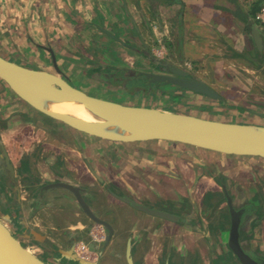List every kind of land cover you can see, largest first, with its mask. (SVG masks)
Returning a JSON list of instances; mask_svg holds the SVG:
<instances>
[{
    "label": "crops",
    "instance_id": "1",
    "mask_svg": "<svg viewBox=\"0 0 264 264\" xmlns=\"http://www.w3.org/2000/svg\"><path fill=\"white\" fill-rule=\"evenodd\" d=\"M263 3L0 0V56L51 72L54 58L61 74L88 94L127 91L124 104L264 125V37L259 50L252 33L255 23L264 34V25L255 19ZM156 60L187 71L220 98L172 88L153 90L148 97L144 84L129 78L153 70ZM224 92L233 94V103ZM172 96L186 104L169 103ZM241 97L250 103L246 114L236 105ZM24 112L0 79V218L24 246L23 241L36 244L35 255L48 264H78L74 250L81 241L96 264H128V249L133 264H169L180 258L186 264H217L225 259L220 253L227 236L211 235L205 220L222 211L217 177H223L235 198L237 182L244 198L261 200L254 184L264 182V164L258 169L244 165L241 156L232 159V154L179 142L109 141L50 117L36 119L33 111L22 118ZM215 163L220 170L213 168ZM56 179L79 186L90 209L109 223L107 243L92 238L93 231L104 236L107 231L83 212L70 191L45 189ZM122 197L185 220L150 215ZM258 239L264 250V219Z\"/></svg>",
    "mask_w": 264,
    "mask_h": 264
},
{
    "label": "water",
    "instance_id": "2",
    "mask_svg": "<svg viewBox=\"0 0 264 264\" xmlns=\"http://www.w3.org/2000/svg\"><path fill=\"white\" fill-rule=\"evenodd\" d=\"M252 33L259 50L262 47L264 34L253 23ZM54 72L32 68L8 60L0 56V79L25 103L34 110L52 119L58 120L80 132L115 142H135L148 140H163L184 143L199 148L224 154L252 156L264 159V125L226 122L207 119L191 114L171 112L154 107L135 106L114 102L108 99L90 95L70 84L61 74V70L53 58ZM172 73L143 72L141 75L149 79L156 87L169 84L189 91L220 98L211 86L205 82L189 77V73L180 68H173ZM72 101L83 105L84 109L95 119L86 121L67 113L50 109L49 104ZM7 168L12 174L8 162ZM65 188L72 193L83 212L96 224L103 226L107 235V243L112 235V227L98 217L82 196L79 186L69 182H53L45 186L49 188ZM228 199L232 216L231 231L227 245L237 255L242 264H264V260L254 259L245 253L239 244L238 216L232 207L231 198L225 186H222ZM135 209L160 217L178 221L179 216L168 211L148 207L129 197H122ZM245 213L242 211L240 216ZM238 214V215H239ZM38 242H40V239ZM128 249V264H133ZM78 264H96L80 257L73 258ZM0 264H48L27 249L0 218Z\"/></svg>",
    "mask_w": 264,
    "mask_h": 264
},
{
    "label": "flooded vegetation",
    "instance_id": "3",
    "mask_svg": "<svg viewBox=\"0 0 264 264\" xmlns=\"http://www.w3.org/2000/svg\"><path fill=\"white\" fill-rule=\"evenodd\" d=\"M157 62L158 63H155L156 64L155 66L158 69L156 71V73L174 75L172 73L173 67H169L163 60H158ZM141 73H143V72L133 73L130 76L129 80L131 82L132 81L136 82L137 85H139V83H140V85H142L145 82V84L153 86L154 84H150L149 79H147L145 76L141 75ZM189 77H191V76H189ZM138 87H140V86H138ZM140 88H143V86H141ZM28 107L31 108L29 105H28ZM31 110H32V108H31ZM33 113H34V111H33ZM29 116L30 115H26L25 117L28 119ZM33 116H36L38 119H41V120L46 119L45 117H47L45 115L41 116V115H36V114L35 115L33 114ZM36 123H39L40 124L39 126H45L41 122H36ZM217 180L219 182L218 184H219L223 194H224V191H223L222 186L223 185L225 186L227 192L230 195L232 207H234L236 209V212H239V213H241L242 211L245 212L241 216L239 213L236 214V218L238 216V221H239L238 222V234H239L240 247L242 248V250L245 253H247L248 255L253 257L254 259L264 260V250L261 249L260 241L258 239V234L260 232V225H261L262 220L264 219V212L261 210L264 207V205H263V207H261L260 201H258L256 203L255 201H257V199H255V200L251 199L250 200V198L249 199L244 198L242 196L243 191L241 190V187L239 186V184L237 182H236V187H235V189H236V198H235L233 195L230 194L228 184L226 182H223L222 178H220V177H217ZM55 181L58 182L57 179ZM229 206L230 205L228 203V199L226 198V196L224 194L222 211L219 210V212H221V213L216 215L217 218L211 219L209 217L208 218L205 217V220L208 221V229H209L211 235H221V236L225 235L228 238V235L231 231V225H232V216H231ZM223 209H226V211H223ZM160 210H162V209H160ZM184 220L185 219H180V217H179V220L177 222H182V221L184 222ZM13 235L16 236L14 233H13ZM227 238H226L225 251L223 253H220V255L223 256V258H225V259L223 260V262L219 261L220 264H228V263L242 264L240 259L238 258V256L234 255V253L228 247ZM32 247L38 248V246L34 245V244ZM74 251L76 253V247H75ZM76 255H77V253H76ZM228 257H230V259H228ZM81 259L91 261L92 257H91V259H84V258H81ZM185 261L186 260H183L182 258H180L177 262H175V260L173 261V260L169 259V264H174V263L186 264L187 261L186 262ZM195 263H198V262H195ZM210 263L213 264L212 261H210ZM217 264H219V263H217Z\"/></svg>",
    "mask_w": 264,
    "mask_h": 264
},
{
    "label": "rangeland",
    "instance_id": "4",
    "mask_svg": "<svg viewBox=\"0 0 264 264\" xmlns=\"http://www.w3.org/2000/svg\"><path fill=\"white\" fill-rule=\"evenodd\" d=\"M259 23V22H258ZM260 24V23H259ZM149 67V66H148ZM150 69V68H149ZM153 70H154V72H153ZM153 70H151L150 69V71L148 70V71H146V72H153V73H156V71L155 70H158L156 67H154V69ZM70 84L72 85V86H76L77 88H79L78 87V81H76V80H71L70 81ZM140 84V83H139ZM143 85V84H142ZM75 87V88H76ZM144 87H145V90H146V92L148 91V97H150L151 96V92L153 91V90H158V89H165V88H172V89H183V88H181V87H178V86H175V85H169V84H160V85H158V86H152V85H147V84H145V82H144ZM149 87V88H148ZM79 90H80V88H79ZM130 89L128 88V91H129ZM129 93H130V91H129ZM89 94L90 95H94V94H96V95H99V96H103L102 98H104V99H108V100H111V101H114V102H119V103H123L124 104V102H126L127 101V98L129 97L128 95H127V91H125L124 93L122 92V93H116V92H110V93H99V92H89ZM223 94H225V95H227V96H229V99H226V101H229V102H231L232 101V99L234 98L233 97V94H231V93H226V92H224ZM236 95H238V93H236ZM162 98L164 97V95L163 96H161ZM246 97L248 98V94H246ZM101 98V97H100ZM160 98V97H159ZM247 98H244V97H241V100H238V104H236V105H241L240 107V111L242 112V113H244V114H246L245 113V111L244 110H247V109H249V102H248V100H247ZM23 100H21L19 97H18V108L19 109H23V110H25V112H24V115H21V116H23L22 118H26L25 116L26 115H31V112L32 111H34V115L36 114V115H43L42 113H40V112H37L36 110H34L32 107V110H31V108H29L28 107V105L25 103V102H22ZM225 101V102H226ZM169 103H171V104H174V105H182V104H186V100L185 99H183L182 100V98H180V97H171L170 99H169ZM231 103H233V102H231ZM263 109V108H262ZM259 110V109H258ZM36 111V112H35ZM260 111V110H259ZM29 112V113H28ZM32 114V115H33ZM20 116V115H19ZM30 117V116H29ZM34 118H36L37 119V117L36 116H34ZM21 120H24V119H21ZM217 155H219L220 156V154H217ZM226 157V156H225ZM232 159H235L237 156H235V155H232V156H230ZM241 157H243V158H241V159H243L242 161H244V165H255V167H257L258 168V166H260V165H263L264 164V161L263 160H261L260 159V157L259 158H257V157H255V158H252V156H241ZM239 159V158H238ZM237 161V160H236ZM253 161H257L256 163H257V165H256V163L255 162H253ZM213 168L214 169H216V171L217 170H220L221 168L218 166V164H216L215 163V165H213ZM256 168V169H257ZM259 169V168H258ZM257 169V170H258ZM220 174V173H219ZM259 179H261V177H259ZM226 180V179H225ZM222 181L223 182H225L224 181V179H223V177H222ZM254 189L256 190L255 192H258L260 195H262V196H260L261 197V200H260V203H261V207H263V205H264V182L262 181V179H261V181L260 182H256L255 184H254ZM221 211V210H220ZM223 211H226V209H223ZM19 237V236H18ZM106 237V236H105ZM24 242V244H25V247L27 248V249H29V250H32L33 249V244L34 243H31V242H25V241H23ZM34 245H36V244H34ZM218 263L220 264V262L218 261ZM228 264H233V263H228Z\"/></svg>",
    "mask_w": 264,
    "mask_h": 264
},
{
    "label": "bare ground",
    "instance_id": "5",
    "mask_svg": "<svg viewBox=\"0 0 264 264\" xmlns=\"http://www.w3.org/2000/svg\"><path fill=\"white\" fill-rule=\"evenodd\" d=\"M49 106L51 110L56 112L67 113L86 121H95V119L84 109L83 105L72 101L53 103L51 105L49 104ZM37 249L38 248L33 247L30 251L34 254L37 252Z\"/></svg>",
    "mask_w": 264,
    "mask_h": 264
},
{
    "label": "built area",
    "instance_id": "6",
    "mask_svg": "<svg viewBox=\"0 0 264 264\" xmlns=\"http://www.w3.org/2000/svg\"><path fill=\"white\" fill-rule=\"evenodd\" d=\"M255 19L260 24L264 25V3L260 6L257 14L255 15ZM92 238L96 241H102L105 239V236L102 232L98 234L97 232L93 231ZM76 253L80 258L91 259L92 257V252L89 250L88 245L83 241L77 244Z\"/></svg>",
    "mask_w": 264,
    "mask_h": 264
}]
</instances>
